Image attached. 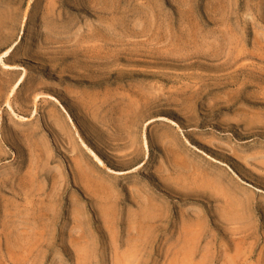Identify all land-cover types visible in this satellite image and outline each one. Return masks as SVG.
<instances>
[{"label":"rangeland","instance_id":"obj_1","mask_svg":"<svg viewBox=\"0 0 264 264\" xmlns=\"http://www.w3.org/2000/svg\"><path fill=\"white\" fill-rule=\"evenodd\" d=\"M0 59V264H264V0H0Z\"/></svg>","mask_w":264,"mask_h":264},{"label":"bare ground","instance_id":"obj_2","mask_svg":"<svg viewBox=\"0 0 264 264\" xmlns=\"http://www.w3.org/2000/svg\"><path fill=\"white\" fill-rule=\"evenodd\" d=\"M23 16V15H22ZM23 18H24V16H23ZM11 51V49H7L4 53H3V56H8L9 55V52ZM1 60V59H0ZM2 61V66H3V68L4 69H7V70H13V69H15V64L13 65V64H8V63H6L4 60H1ZM18 67V66H17ZM16 88V87H15ZM13 89V88H12ZM12 92V91H11ZM9 95V94H8ZM21 119V118H20ZM23 121V120H22ZM90 150V149H89ZM95 154V153H94ZM96 155V154H95ZM94 155V156H95ZM97 157V156H96ZM97 159V158H96ZM214 160V159H213ZM98 161L100 162V163H102V161H100L99 159H98ZM221 213V212H220ZM241 217V216H240Z\"/></svg>","mask_w":264,"mask_h":264}]
</instances>
